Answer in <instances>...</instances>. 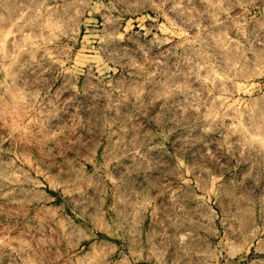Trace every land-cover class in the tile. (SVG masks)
Instances as JSON below:
<instances>
[{"label":"rangeland","instance_id":"1","mask_svg":"<svg viewBox=\"0 0 264 264\" xmlns=\"http://www.w3.org/2000/svg\"><path fill=\"white\" fill-rule=\"evenodd\" d=\"M119 252L264 264V0H0V264Z\"/></svg>","mask_w":264,"mask_h":264},{"label":"crops","instance_id":"2","mask_svg":"<svg viewBox=\"0 0 264 264\" xmlns=\"http://www.w3.org/2000/svg\"><path fill=\"white\" fill-rule=\"evenodd\" d=\"M132 242V241H131ZM114 245V244H113ZM125 246V242L123 244ZM110 245H108L109 247ZM131 249L132 250H138L139 249V242L138 240H136V243H131ZM138 253H134V254H130V255H126L125 252L122 253V256H121V252H119V255H118V258L122 257V260H117L114 261L113 260V264H144L145 262L147 264H150V262H148L146 259L150 258V256H148V254L145 256L144 260H142L141 262L138 261ZM115 256V254L113 253V257ZM111 257V254L110 252L108 251V259ZM108 264H109V261H108Z\"/></svg>","mask_w":264,"mask_h":264}]
</instances>
